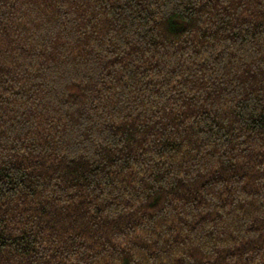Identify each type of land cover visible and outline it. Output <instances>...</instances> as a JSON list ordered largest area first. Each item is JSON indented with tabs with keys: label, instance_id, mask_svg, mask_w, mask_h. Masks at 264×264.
<instances>
[{
	"label": "trees",
	"instance_id": "16d2710c",
	"mask_svg": "<svg viewBox=\"0 0 264 264\" xmlns=\"http://www.w3.org/2000/svg\"><path fill=\"white\" fill-rule=\"evenodd\" d=\"M0 264H264V0H0Z\"/></svg>",
	"mask_w": 264,
	"mask_h": 264
}]
</instances>
